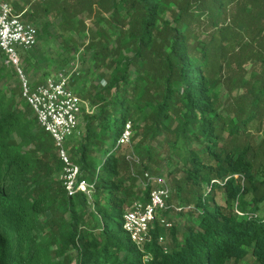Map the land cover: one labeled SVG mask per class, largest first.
Segmentation results:
<instances>
[{"label": "trees", "instance_id": "16d2710c", "mask_svg": "<svg viewBox=\"0 0 264 264\" xmlns=\"http://www.w3.org/2000/svg\"><path fill=\"white\" fill-rule=\"evenodd\" d=\"M0 1L100 77L71 82L91 110L66 145L94 189L69 194L0 51V264H264V137L247 129L264 121V0ZM160 170L167 208L138 248L123 214ZM176 200L192 218L181 231L161 222Z\"/></svg>", "mask_w": 264, "mask_h": 264}, {"label": "built area", "instance_id": "2783aa9c", "mask_svg": "<svg viewBox=\"0 0 264 264\" xmlns=\"http://www.w3.org/2000/svg\"><path fill=\"white\" fill-rule=\"evenodd\" d=\"M36 44V27L23 21L8 2L0 1V51L4 55V61L16 69L22 98L30 106L39 127L52 137L62 161L60 179L65 190L69 194L83 192L90 197L94 183L78 179L79 167L71 161L66 145L67 139L78 126L82 112V100L71 85L72 79L79 72L76 67L60 68L32 86L21 72L18 49L28 51ZM130 137L131 124L127 122L117 144H129ZM128 158L137 160L132 155H128ZM143 183L152 186L149 199L146 202H132L123 214V229L138 248H142L149 239V225L154 220L155 213L167 208L165 197L169 193L168 185L160 176L145 172ZM161 222L167 228L171 226L165 219H161Z\"/></svg>", "mask_w": 264, "mask_h": 264}, {"label": "rangeland", "instance_id": "374dc122", "mask_svg": "<svg viewBox=\"0 0 264 264\" xmlns=\"http://www.w3.org/2000/svg\"><path fill=\"white\" fill-rule=\"evenodd\" d=\"M89 23V21H86ZM59 37H51L48 40H42L41 42H38L36 47H33L32 49L28 51H24L22 49H18L20 54V67L21 72L25 76V78L31 83V84H37L40 82L43 78L50 76L51 74H54L61 66L57 64V61L60 60L61 56L66 59V61L69 63L68 67H76L77 71L79 72L80 78L83 82H87L89 80H99L100 77L97 76L98 70L94 67V63L91 62H80V56L78 53L74 52H68L65 51L64 48L60 45ZM61 54V56H59ZM24 57L28 58V66H24L23 59ZM5 60V59H4ZM1 66V64H0ZM13 67L8 66L7 70H12ZM5 86L7 88V92H10V89H18L20 87L19 84V75H14L12 79L5 82ZM80 89L77 88V91ZM225 97V95H223ZM82 100V112L83 108L85 111H90L89 103L85 100ZM81 121V117L79 119V123ZM247 129L250 130L256 142H259L263 139V133H264V121L262 122H256L255 120L250 122L247 125ZM128 155H134L129 150L127 151ZM130 158V157H129ZM136 159V157H135ZM161 171V170H160ZM156 172L153 175H157L162 177L166 184L169 185V179L165 175V173ZM155 186V185H153ZM152 187V186H151ZM169 194V193H168ZM167 194V196H168ZM167 196L165 197V201L167 199ZM186 204L184 202L179 201H172L171 203V209L169 210L166 220L171 223V225L175 226L178 231H181L185 224H189L191 222V215L188 213L187 209L184 207ZM170 237L169 235L166 236L164 242L167 243L169 241ZM243 264H257L252 256L250 255V252L247 254V256L244 259Z\"/></svg>", "mask_w": 264, "mask_h": 264}, {"label": "crops", "instance_id": "0c3cea01", "mask_svg": "<svg viewBox=\"0 0 264 264\" xmlns=\"http://www.w3.org/2000/svg\"><path fill=\"white\" fill-rule=\"evenodd\" d=\"M43 79H44V78H43ZM43 79H42V80H43Z\"/></svg>", "mask_w": 264, "mask_h": 264}]
</instances>
